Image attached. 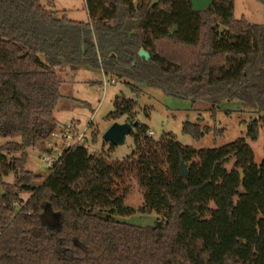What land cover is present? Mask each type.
Listing matches in <instances>:
<instances>
[{
	"label": "trees",
	"instance_id": "16d2710c",
	"mask_svg": "<svg viewBox=\"0 0 264 264\" xmlns=\"http://www.w3.org/2000/svg\"><path fill=\"white\" fill-rule=\"evenodd\" d=\"M86 3L89 21L42 0H0V264H264V160L246 137L197 149L171 133L155 140L138 123L131 156L112 160L76 142L37 185L29 148L52 149L65 65L102 69L138 95L159 88L214 116L238 101L258 114L253 140L264 125V23L237 18L235 0L200 11L190 0ZM136 106L118 96L107 120H136ZM209 130L190 120L183 128L196 138ZM130 176L143 189L138 208L126 204ZM48 203L53 225L40 217ZM152 212L151 225L123 219Z\"/></svg>",
	"mask_w": 264,
	"mask_h": 264
},
{
	"label": "rangeland",
	"instance_id": "374dc122",
	"mask_svg": "<svg viewBox=\"0 0 264 264\" xmlns=\"http://www.w3.org/2000/svg\"><path fill=\"white\" fill-rule=\"evenodd\" d=\"M42 1L49 9L66 10L71 19L79 21L90 19L86 0ZM235 16L245 17L256 24L264 23V0H235ZM59 76L63 95L55 109L60 124L55 131L58 135H54L47 145L48 148H52L51 150L42 147L29 148L26 166L42 176V179L37 181V185L51 174V158L56 157L64 147L76 142L84 143L92 153L108 154L112 160H122L133 154L136 145V127L127 136L124 144L113 147L111 142L103 138L105 131L114 122L108 121L107 116L114 110L118 96L136 100L137 106L134 110L136 120L153 132L152 137L155 140L171 133L181 143L201 149L219 147L240 137H246L255 152V161L260 163L264 160V125L260 126L257 139L248 138V123L258 117V114L245 109L238 101L224 102L218 107L214 116L212 110L193 109L190 100L169 96L159 88L142 86V93L138 95L126 80L107 75L102 69L72 68L65 65V68L59 69ZM124 120L126 116L119 119V121ZM187 120L199 124L202 129L208 126L210 130L200 138L193 137L183 131ZM95 129L99 132L96 140L93 137ZM0 140L5 141L1 136ZM6 180L15 183L17 175L12 172ZM125 182L126 185H130L126 204L140 207L144 203L142 187L134 176L127 177ZM21 196L28 199L31 193L25 192ZM158 216L157 212L137 213L123 219L136 224L151 225Z\"/></svg>",
	"mask_w": 264,
	"mask_h": 264
},
{
	"label": "water",
	"instance_id": "95a60500",
	"mask_svg": "<svg viewBox=\"0 0 264 264\" xmlns=\"http://www.w3.org/2000/svg\"><path fill=\"white\" fill-rule=\"evenodd\" d=\"M192 7L195 11H200L208 8L212 3L213 0H190ZM139 55L142 57H146L149 59L151 57L150 52L142 48L139 51ZM138 121L134 119L119 121H114L110 127L105 131L103 134L104 140L111 142L113 145H121L126 142L127 136L132 133L133 129L137 127ZM188 174L187 167L184 163H182L181 167V175L185 176ZM41 221L43 223H48L53 225L57 221V214L55 213L53 207L50 203H48L45 207L43 212L41 213Z\"/></svg>",
	"mask_w": 264,
	"mask_h": 264
},
{
	"label": "built area",
	"instance_id": "2783aa9c",
	"mask_svg": "<svg viewBox=\"0 0 264 264\" xmlns=\"http://www.w3.org/2000/svg\"><path fill=\"white\" fill-rule=\"evenodd\" d=\"M112 81H114V79H113ZM105 83H106V82H105ZM70 127H71V126H70ZM150 133H151V135L153 134L152 131H150ZM54 135L57 136L58 134H56V133L54 132L53 136H54ZM48 144H50V142H49ZM49 146H50V145H49ZM61 153H62V151L59 152V153H57V156H56V157H54V158L52 157V158H51V163H52V164L58 160V158L61 156Z\"/></svg>",
	"mask_w": 264,
	"mask_h": 264
}]
</instances>
